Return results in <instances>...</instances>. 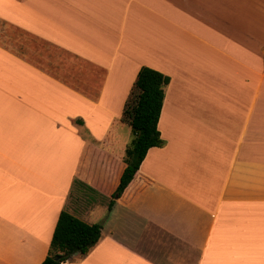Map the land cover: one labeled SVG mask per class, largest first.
Wrapping results in <instances>:
<instances>
[{"label": "crops", "instance_id": "crops-1", "mask_svg": "<svg viewBox=\"0 0 264 264\" xmlns=\"http://www.w3.org/2000/svg\"><path fill=\"white\" fill-rule=\"evenodd\" d=\"M0 20L103 71L90 97L0 45V264H42L62 210L101 234L61 264H264V0H0ZM142 67L170 79L163 143L109 209Z\"/></svg>", "mask_w": 264, "mask_h": 264}, {"label": "trees", "instance_id": "trees-1", "mask_svg": "<svg viewBox=\"0 0 264 264\" xmlns=\"http://www.w3.org/2000/svg\"><path fill=\"white\" fill-rule=\"evenodd\" d=\"M170 79L162 73L142 67L125 100L119 121L127 125L133 139L125 149V168L112 194L109 209L132 180L148 149L160 147L157 123ZM101 226L89 225L62 210L58 216L48 254L42 264H61L74 254H86L99 240Z\"/></svg>", "mask_w": 264, "mask_h": 264}, {"label": "rangeland", "instance_id": "rangeland-1", "mask_svg": "<svg viewBox=\"0 0 264 264\" xmlns=\"http://www.w3.org/2000/svg\"><path fill=\"white\" fill-rule=\"evenodd\" d=\"M0 45L76 90L88 94L90 97L97 94L103 76L101 69L1 20ZM202 67H212V71L215 69L219 71V65ZM229 76L230 74L226 77ZM109 88H112V84ZM117 134L122 144L129 145L133 139L132 132L126 127L119 128Z\"/></svg>", "mask_w": 264, "mask_h": 264}]
</instances>
